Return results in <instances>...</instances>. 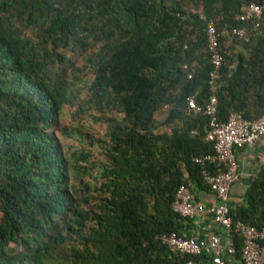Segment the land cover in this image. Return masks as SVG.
<instances>
[{
	"label": "trees",
	"instance_id": "trees-1",
	"mask_svg": "<svg viewBox=\"0 0 264 264\" xmlns=\"http://www.w3.org/2000/svg\"><path fill=\"white\" fill-rule=\"evenodd\" d=\"M249 4L263 6L258 26L235 19ZM201 16L218 32H250L246 44L220 41L224 65L213 89ZM30 28L35 39L23 31ZM58 49L87 57L90 104L118 116L99 119L105 162L98 184L83 185L89 198L70 184L85 167L71 163L51 132L71 87L48 73L55 59L64 63ZM211 95L220 122L236 112L249 121L264 116V0H0V264L206 259L171 253L160 238L188 237L187 221L172 210L181 186L210 192L193 161L214 154L204 140L209 118L188 111L185 99L203 106ZM230 216L264 229V163ZM224 237L240 261V236Z\"/></svg>",
	"mask_w": 264,
	"mask_h": 264
},
{
	"label": "built area",
	"instance_id": "built-area-1",
	"mask_svg": "<svg viewBox=\"0 0 264 264\" xmlns=\"http://www.w3.org/2000/svg\"><path fill=\"white\" fill-rule=\"evenodd\" d=\"M263 6L256 4L242 5L235 19L241 23L253 22L259 25L262 19ZM206 37L211 70L209 85L213 89L220 78V71L224 65L221 52V40L225 43L238 41L248 43L250 32L246 27H236L218 32L212 20H206ZM190 79V76H188ZM187 110L201 113L209 118L204 131V140L211 143L214 154L202 155L193 159L201 167L204 184L209 188L215 202L204 205L193 201V194L188 186H181L177 191L172 210L185 221L197 217H209L217 228L225 233L234 230L241 238V264H264V229L246 225L240 221H233L230 216L229 193L232 186L239 179V165L234 148L251 149L264 136V116L249 121L242 113H231L226 122L218 121L216 117L217 100L211 95L203 106H198L193 97L185 99ZM168 109L167 106L164 110ZM209 165H212L210 170ZM171 253L181 257L204 256L206 259L196 262L193 260L171 264H229L233 260L235 247L231 240L223 237L218 231L210 233L206 238L181 237L176 233L164 234L160 238Z\"/></svg>",
	"mask_w": 264,
	"mask_h": 264
},
{
	"label": "rangeland",
	"instance_id": "rangeland-1",
	"mask_svg": "<svg viewBox=\"0 0 264 264\" xmlns=\"http://www.w3.org/2000/svg\"><path fill=\"white\" fill-rule=\"evenodd\" d=\"M27 37L35 39L37 32L30 28L23 30ZM227 47L231 43H225ZM57 55L65 54L64 63L55 59L47 70L50 75L61 74L62 80L71 85L68 102L62 107L56 117V124L51 129L63 153L72 164L85 167L87 171L77 167L73 174L78 179H72L71 185L81 191V196L89 198L83 185L89 183L92 188L98 184L96 176L105 162L104 143H107L106 124L99 121L103 116L118 117L114 112L100 113L94 105L90 104L88 86L94 79L93 69L87 63V57H81L75 53L64 50H56ZM167 117L166 110L160 111L156 117V123L161 124ZM160 132L169 131L168 127L160 126ZM101 141V142H99ZM87 174V175H86ZM97 180V181H96ZM92 203V201L90 202Z\"/></svg>",
	"mask_w": 264,
	"mask_h": 264
},
{
	"label": "crops",
	"instance_id": "crops-1",
	"mask_svg": "<svg viewBox=\"0 0 264 264\" xmlns=\"http://www.w3.org/2000/svg\"><path fill=\"white\" fill-rule=\"evenodd\" d=\"M236 158L239 165V179L232 186L229 193L231 206L242 202L249 179L257 173L264 163V136L259 139L255 147L236 150ZM192 194L196 199V203L208 205L215 202V198L210 192L195 191ZM215 231H218L224 237V229L217 228L209 217L200 216L185 222L182 233L188 237L206 238ZM229 264H241V262L239 260H230Z\"/></svg>",
	"mask_w": 264,
	"mask_h": 264
}]
</instances>
